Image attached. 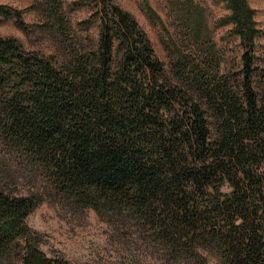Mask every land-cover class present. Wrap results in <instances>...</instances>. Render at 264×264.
Here are the masks:
<instances>
[{"label": "trees", "instance_id": "1", "mask_svg": "<svg viewBox=\"0 0 264 264\" xmlns=\"http://www.w3.org/2000/svg\"><path fill=\"white\" fill-rule=\"evenodd\" d=\"M91 1L94 10L74 25L62 0L27 8L42 13L39 26L54 32L58 56L0 36V141L67 201L127 230L134 245L128 251H158L161 264H211L208 253L219 264H264V67L254 63L256 10L248 0H220L229 13L219 24L231 23L226 34L242 47L240 69L223 72L204 9L184 8L187 42L207 50L198 61L176 44L167 74L146 32L114 0L67 7ZM23 12L0 4V16L27 34L33 25ZM97 19L94 42L89 29ZM36 205L34 195L0 188V257L72 264L39 248L27 223Z\"/></svg>", "mask_w": 264, "mask_h": 264}, {"label": "rangeland", "instance_id": "2", "mask_svg": "<svg viewBox=\"0 0 264 264\" xmlns=\"http://www.w3.org/2000/svg\"><path fill=\"white\" fill-rule=\"evenodd\" d=\"M42 0H0L24 10L23 19L32 24L26 34L17 28L11 17L0 16V36L16 37L24 48L38 50L46 55L58 56V44L54 32L41 28L44 17L39 10L27 9ZM73 0H62L64 11L72 25L86 18L93 10V1L85 6L69 10ZM129 11L151 41L155 54L163 62L167 74L174 52L192 51L193 57L202 61L207 48L197 52L187 42L185 29L180 21L184 8L195 12L196 5L204 9L205 25L209 28L214 43V56L223 72H236L241 67L242 47L236 35H227L232 24H219L221 17L229 11L220 0H147L154 11L148 14L144 0H114ZM256 10L255 20L261 29L256 37L255 59L257 67H264V0H248ZM99 20H95L89 32L97 41ZM85 44V42H84ZM176 44L179 49H176ZM170 52H172L170 54ZM174 55V56H173ZM60 60V57H59ZM257 75V74H256ZM258 81V76L254 78ZM255 83V85H256ZM0 188L14 194H31L37 205L27 217V223L38 237V246L48 256L64 257L72 264H161L158 251H128L134 247L127 230L116 228L102 219L92 208L77 206L56 193L46 182L40 171L0 141ZM228 191L227 185L223 186ZM149 253L153 259H149ZM148 254V255H147ZM211 264H219L212 253H208ZM0 264H19L16 258L0 257Z\"/></svg>", "mask_w": 264, "mask_h": 264}]
</instances>
